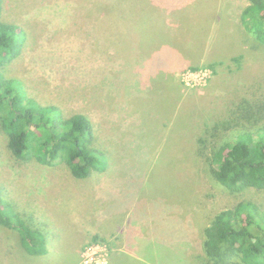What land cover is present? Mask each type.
Instances as JSON below:
<instances>
[{"label":"rangeland","instance_id":"obj_1","mask_svg":"<svg viewBox=\"0 0 264 264\" xmlns=\"http://www.w3.org/2000/svg\"><path fill=\"white\" fill-rule=\"evenodd\" d=\"M182 1L2 0L1 20L25 32L2 74L63 118L87 116L105 168L78 178L64 158L19 159L0 124V200L46 249L30 253L22 233L0 224V264H199L204 229L218 212L241 201L264 212V188L233 193L208 160L221 141H235L245 108L264 106V44L242 21L249 2L212 0L206 17L209 4L194 0L186 27ZM131 16L152 30L140 40L167 47L159 80H141L144 51L130 48ZM130 207L125 242L120 223Z\"/></svg>","mask_w":264,"mask_h":264},{"label":"trees","instance_id":"obj_2","mask_svg":"<svg viewBox=\"0 0 264 264\" xmlns=\"http://www.w3.org/2000/svg\"><path fill=\"white\" fill-rule=\"evenodd\" d=\"M248 2L242 21L264 44V0ZM24 42L23 29L2 21L0 15V124L8 136L9 149L19 159L36 155L46 164L64 158L78 178L89 176L92 169H104L102 152L91 144L93 124L87 116L63 118L56 106H42L29 99L19 91L17 80L2 74V68L19 56ZM245 110L234 126L235 141H221L208 159L214 164L213 177L233 193L248 187L264 188V106L258 111ZM256 125L261 134L255 140L251 128ZM8 208L10 204L0 200V224L22 233L25 250L44 253L45 240H35V230L23 220H12ZM204 235L199 264H264V212L252 201L218 212ZM39 243L41 249L36 247Z\"/></svg>","mask_w":264,"mask_h":264},{"label":"crops","instance_id":"obj_3","mask_svg":"<svg viewBox=\"0 0 264 264\" xmlns=\"http://www.w3.org/2000/svg\"><path fill=\"white\" fill-rule=\"evenodd\" d=\"M171 1L170 0H166V2L168 3L167 6H169V2H171ZM193 1L194 0H184V1H182L183 2V8H184V10L185 11H190L189 14H186L187 16L189 15V18H190V19H187L185 21V26L186 27L189 24H190V26H193L194 25L195 15H194L193 12H194L195 7L193 5ZM203 2H204V0L201 1L202 4L200 6V9H201V7H203V5L205 4V2L207 4H209L207 6L206 11H205L206 13L208 12L207 14L205 13L206 17H208V15L210 14L211 9L213 7L212 0H205L204 4H203ZM143 7L138 8V10L141 9V8L143 9ZM123 12H126L127 13V11H123ZM146 12H148V7H147V11ZM120 16H122V13H121ZM132 17L133 16H131L130 17L131 19L128 20L129 21V27L126 26V28L130 31L129 33H127V36L129 38L128 41L131 42L130 43V48L133 49V50H136V51H144L145 52V53L143 52V54H142L143 57L145 58V60H144L145 62H144V65H142L140 67L141 75L143 76L141 78V80L144 81V76L147 77V76H150V75H154L153 76V80L154 81L159 80V79H161V77L158 76V73H157L158 72V68H156V67H157V64L158 65L160 64V63H158L159 61H161L162 63H164L162 61V58H163V55H164L165 50L167 49V47L164 46V45L162 47V43L159 44V42L157 40H155V42L157 43V46L154 47L153 42H149V41L146 42L147 39L144 38L143 36H142V40H140L139 32L140 33H146V36L147 37L148 36L152 37V33H151L152 30L151 29H148V27L145 25V24H147L146 22L140 21L139 24H137V22L135 20H132ZM146 17H149V15L147 14ZM101 18H103V17L101 16ZM117 23H118V21H117ZM101 24H102V21H101ZM142 25H145V32L140 31ZM100 26H102V25H100V22H99V30H100ZM123 36L126 37L125 35H123ZM188 41L191 42L190 40H188ZM193 50H195V47L193 48ZM178 52H179L178 55H180V56H187L184 53H182V51H179L178 50ZM128 60H129V58L125 59L124 61H126V63H128ZM167 60H168V58H167ZM124 61H123V63H124ZM149 65L152 66V67L146 73L145 69ZM167 78L168 77L165 75V77L163 79L165 80ZM150 79H151V77H150ZM125 212H126V218L120 223L121 224V227L120 228H121V233H123L125 235L124 241L125 242H128L129 238L126 237L127 231L125 229L128 226H131L135 222H134V218L132 219L133 208L130 207V208L125 209ZM128 220H130V221H128ZM133 233H131V234H133Z\"/></svg>","mask_w":264,"mask_h":264}]
</instances>
